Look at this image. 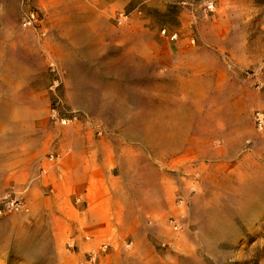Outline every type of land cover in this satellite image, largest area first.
<instances>
[{"label":"rangeland","instance_id":"1","mask_svg":"<svg viewBox=\"0 0 264 264\" xmlns=\"http://www.w3.org/2000/svg\"><path fill=\"white\" fill-rule=\"evenodd\" d=\"M202 2L0 0V264H264V0Z\"/></svg>","mask_w":264,"mask_h":264},{"label":"bare ground","instance_id":"2","mask_svg":"<svg viewBox=\"0 0 264 264\" xmlns=\"http://www.w3.org/2000/svg\"><path fill=\"white\" fill-rule=\"evenodd\" d=\"M76 35H80V34H76ZM83 35V34H82ZM81 35V36H82ZM80 36V37H81ZM22 38V37H21ZM78 38V37H77ZM77 40V39H76ZM82 40V39H81ZM136 48V47H135ZM131 49V48H129ZM62 53V52H61ZM50 56V55H49ZM53 57V56H52ZM51 57V58H52ZM61 57V56H60ZM209 86V85H208ZM207 86V87H208ZM184 88L181 86L180 87V90H183ZM207 90V89H205ZM124 100V99H123ZM125 103V101H124ZM123 104V103H121ZM124 105V104H123ZM4 106V105H3ZM7 107V106H6ZM124 107V106H123ZM17 108V107H15ZM129 108V107H128ZM141 108H139L140 110ZM147 110V108H145ZM132 110V109H130ZM136 110V109H135ZM138 110V109H137ZM144 110V109H143ZM151 110V109H150ZM156 110V109H155ZM149 111V110H148ZM160 111V110H159ZM159 111H157L159 113ZM181 111V110H179ZM183 111V110H182ZM141 112V111H140ZM145 112V111H144ZM125 113H127L125 111ZM121 115V114H120ZM139 115V114H138ZM144 115V114H142ZM147 115V114H146ZM137 116V115H136ZM24 117V115H23ZM22 117V118H23ZM142 117V116H141ZM187 117V116H186ZM186 117H183L182 115L180 116H172L171 114H165V113H162V114H158V115H152V117L147 121V128H148V131L145 132L144 131H141L142 134H139V135H142L141 137L145 136L144 138L147 137L148 139V144H150L154 150L155 148H161L162 147V150H163V155H176L177 153H182V154H188L189 153V149L186 148V147H189V148H192L193 147V144H195V141L194 140H191L190 142H187V129L184 128L182 129L181 127H179V129L176 127V122L180 119H182V121L184 122L186 120ZM14 118V117H13ZM20 118V117H19ZM143 118V117H142ZM149 118V117H148ZM143 120V119H142ZM137 121V120H136ZM141 122V121H139ZM143 122V121H142ZM146 122V120H145ZM138 123V122H137ZM139 124V123H138ZM137 124V126H138ZM142 124V125H141ZM185 124V123H184ZM133 125V123H132ZM141 126H143V123H140ZM139 125V127H141ZM184 126V125H183ZM137 127V129L139 128ZM145 127V126H144ZM134 128V127H132ZM142 129V127H141ZM129 130V129H128ZM132 130V129H131ZM132 132V131H131ZM137 132V131H136ZM135 132V134H136ZM144 132V133H143ZM128 133V132H127ZM134 134V133H133ZM191 138V137H190ZM137 139V138H136ZM139 139V138H138ZM146 139V140H147ZM189 139V138H188ZM141 140V138H140ZM142 141V140H141ZM147 142V141H146ZM187 142V144H186ZM186 144V145H185ZM186 146V147H185ZM153 150V151H154ZM152 152V151H151ZM191 152V151H190ZM167 157V156H166ZM172 157V156H171ZM168 158V157H167ZM170 158V157H169ZM164 160V159H163ZM189 167V166H188ZM180 169V168H179ZM151 170V169H150ZM152 171V170H151ZM153 175L152 178L154 180H157L156 178V172L157 170H154L153 171ZM183 172H187V168H184ZM151 173V172H150ZM162 175V174H161ZM163 176V175H162ZM165 178V177H163ZM159 180H161L159 178ZM251 190V189H250ZM144 200V199H143ZM153 200V199H152ZM151 201V200H150ZM154 201V200H153ZM152 201V202H153ZM144 202H146L144 200ZM162 203V201L160 202V200L157 202L155 201V203H153V206H155V208H158L159 207V204Z\"/></svg>","mask_w":264,"mask_h":264},{"label":"built area","instance_id":"3","mask_svg":"<svg viewBox=\"0 0 264 264\" xmlns=\"http://www.w3.org/2000/svg\"><path fill=\"white\" fill-rule=\"evenodd\" d=\"M202 8L204 12L213 14L216 10V0H203ZM36 22L35 14L31 13L22 19V26L24 28L31 27ZM161 35L165 36L171 42L177 40L176 33H167L165 30L161 31ZM261 66L264 67V59L261 61ZM254 122L257 130H264V112L254 113ZM27 204L21 197L8 198L5 197L0 201V215L6 212H27Z\"/></svg>","mask_w":264,"mask_h":264}]
</instances>
